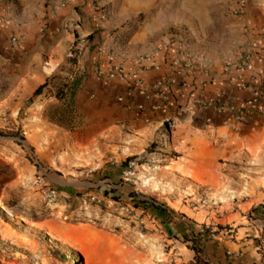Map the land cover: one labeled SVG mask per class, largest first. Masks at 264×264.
I'll list each match as a JSON object with an SVG mask.
<instances>
[{"label":"crops","instance_id":"crops-1","mask_svg":"<svg viewBox=\"0 0 264 264\" xmlns=\"http://www.w3.org/2000/svg\"><path fill=\"white\" fill-rule=\"evenodd\" d=\"M66 1L68 0H0V13L6 22L5 27L0 28V44L7 41L11 32V34L25 36L27 46L25 51L0 50V66H2V72H6L0 73V76H12L9 90L0 97L1 109L9 108L14 116H18L19 111L24 108L28 115L25 119L28 128L26 148H20L13 141H0V205L3 207V210L0 209V214L8 219L6 212L12 213H10L11 222L16 228H12L11 236L28 238L36 234L38 230L47 231L50 224L44 216L50 206L67 208L70 205L64 201L57 205L43 204L37 207L30 204L28 198L35 195L34 190L30 189V182L37 173V167L28 159L25 149H32L40 159V163L43 166H50L53 171L55 166L59 168L63 164L61 159L67 157L65 154L74 161L77 159L92 161L99 167H104L105 157L125 160L143 154L154 142L166 144V150L170 153L175 152L177 159H169L167 156L168 159H164L166 160L164 161L165 171L168 174L180 175L189 181L195 196L193 200L220 201L221 205L230 207L231 210L237 205L242 207L243 204H237L243 194L244 181L240 177L243 169L242 162L244 157L254 152V127L259 123H262L260 133L262 137L264 136V116H249L241 130L235 133L230 125L232 123L230 115L233 110L238 109L244 98L250 96V91L239 92L235 87L229 86L231 109L222 113L214 109L202 108L184 110V113L181 112V118L178 119L176 129L170 131L164 127L163 123L167 111L163 108L152 109L154 104L160 102L157 97H145L138 94L132 97L128 95L125 85L118 82L105 86L97 80L95 75L93 78L96 80L84 77L76 90L75 107L78 111L81 110L79 103L81 104L84 94L96 95L100 100L86 103L88 125L75 132L68 143L69 150L62 152L63 142L53 135L55 129L52 131L51 128L54 125L58 127L60 122L51 118L50 110L56 105L62 106L66 98L60 100L55 95L52 96L51 84L45 87L40 95L35 96L38 88L52 76L59 74L56 73L55 67L44 65L43 55L52 61L53 55L59 51L61 60L65 61V53L71 47L68 46L67 40L73 41L76 35L84 40L97 30L95 23L91 20L90 7L81 8L85 0H77L73 3L74 5L55 10L56 6ZM102 3L108 6L111 13L110 19L105 23L107 29L120 26L116 15L151 13L157 6L161 8L157 5V0H102ZM75 5L78 6L77 9H74ZM247 17L251 27L255 31L262 32L264 40V0H248ZM46 24H48L47 32L50 36L42 34ZM60 29L62 32L59 34ZM139 37L137 33L133 38L134 41H137ZM98 39L99 34L95 35V42ZM106 43L113 51L120 52L111 40H107ZM41 45H48L49 49L45 50ZM88 49L89 46L84 48L83 54H86ZM31 51L41 57L39 59L41 73H36L31 68L24 70L21 67L23 57ZM137 54L134 48H127L124 56L129 58ZM262 55L264 57V50ZM108 60V58H102V64L107 63ZM205 64L213 73H220L222 67L213 68ZM88 69L90 73H94L93 62L88 64ZM167 74L168 69L162 66L146 72L144 76L150 82ZM218 90V87L207 89L206 97H215ZM182 102L185 103L186 98ZM26 104L28 105L25 106ZM214 129L219 132H228L229 138L222 144H218L212 135ZM114 169L115 167L109 165L105 168L108 171ZM53 173L48 175L54 187L65 196L74 194L77 188L88 186L80 183L78 179L62 176L55 171ZM12 198L16 200V203L10 204ZM189 205L185 207H190ZM188 209L190 212L186 209L171 210L162 205V208L157 210L164 220L163 226L171 237L169 242L175 244L184 255V258L180 260L186 262L195 256L194 250L187 246L190 241L186 239L196 234L201 241V256L209 264H240L237 261L234 262L231 256H227L226 248L232 249L244 244L242 230L239 229L235 240H227L228 232L225 230H221L220 234H205L202 229H199L198 216L201 212L194 213L195 208ZM231 210H227L225 217L228 220L233 218L237 220V223L242 221L244 218L242 211L236 210L238 212L233 213ZM17 217H25V221L29 223L26 224ZM68 230L73 234L68 235ZM58 233L62 240L70 239L72 236L75 241L80 240L87 251L93 254L97 264H113L117 255L122 256L123 264L128 263V257L123 254L120 242L116 240L113 233L91 225L86 227L82 224L68 225L67 222L59 225ZM15 242L22 246L20 240ZM16 250L19 251L20 248L16 247ZM192 251L193 255H191ZM108 254L111 259H107ZM244 255L245 263L243 264H252L257 261L254 252Z\"/></svg>","mask_w":264,"mask_h":264},{"label":"rangeland","instance_id":"rangeland-1","mask_svg":"<svg viewBox=\"0 0 264 264\" xmlns=\"http://www.w3.org/2000/svg\"><path fill=\"white\" fill-rule=\"evenodd\" d=\"M246 1L248 6V0ZM97 3V7H100L105 13V17L101 20H96L91 0H85L81 7L87 6V9L90 7L91 20L97 28L94 34L85 37L84 40L79 39V35H76L73 41L67 40L68 46L71 47L65 53V61L61 60L59 51L53 55L52 61L43 55L44 65L55 67L56 73H59L58 75L62 76V79L78 86L84 77L95 79L93 78L94 73H90L91 71L88 69L89 63L100 65L102 58H108L111 54L133 59L148 55L154 52L159 44L175 38L183 41L187 49L201 61L215 68L222 67L227 59L240 54L249 46L253 36L251 30L243 26L244 23H250L247 11L241 16L234 12L237 0H157V5H160L161 8L157 6L151 13L116 15L117 23L120 26L113 29H107L105 26L106 21L111 17L108 6L104 5L102 0H98ZM73 7L74 9L78 8L77 5ZM47 29L48 24L43 27L42 34L50 36ZM61 32L60 29L58 33ZM137 33L140 37L134 41L133 38ZM97 34H99V39L95 42ZM12 35L14 33L10 32L7 41L0 44V50L4 52L25 51L27 49L25 36L22 35L25 38L23 46L12 47L9 45ZM107 40H111L120 52L110 49L109 44L106 43ZM80 43L81 45H79ZM41 46L45 50L49 49L48 45ZM87 46L89 49L86 54H83V49ZM127 48H134L138 54L134 57H125ZM40 58L39 54L33 51L28 52L23 57L22 69L31 68L36 73H41ZM0 73H6L2 72V66H0ZM97 80L105 86L118 82L125 85L128 95L132 97L137 95V93L131 94L127 84L123 82L105 81L98 78ZM11 82L12 76H0V97L9 90ZM56 83H58L57 80L50 82L52 87L50 94L54 93ZM76 90L73 94L68 93L66 102L62 106L56 105L50 110L51 118L60 122L58 127L54 125L51 128L52 131L55 129L53 135L63 142L62 152L69 150L68 143L75 132L88 125L86 103L100 100L96 95L84 94L81 104L79 103L81 110L78 111L74 101ZM1 106L0 103V141H13L23 149L17 138L24 137L27 144L28 128L25 119L28 118V115L26 110L22 108L18 116H14L9 108L1 109ZM177 117L180 119L181 115H177ZM261 127L262 123L254 127V152L248 157H244L242 162L243 169L240 177L244 181L243 194L239 203L237 202V204H243L242 207L237 205L231 210L230 207L226 208L221 205L225 215L228 209L233 213L238 212L236 210L242 211L244 216L242 221L237 223V220L233 218L228 220L225 216L221 221L216 217L215 222L220 224L215 226V231H211L204 227L208 210L205 208L200 209L202 211L194 210V213L201 212L198 216L199 229H202L205 234H220L221 230H225L228 232L227 240H235V237H238L239 229L242 230L244 244L232 249L226 248V254L229 250L232 253H240L237 257L227 254L232 257L234 262L237 261L240 264L245 263L244 254L248 252H254L256 255L257 261L252 264H264V136H261ZM166 149V144L154 142L143 154L125 160L105 157L104 167H99L92 161L87 162L81 159L74 161L68 154H65L67 157L61 159L63 164L59 168L55 166L53 171L62 176L78 179L80 183L87 184V188H77L74 194L66 196L61 194L58 189L60 196L57 201H49L34 186L33 177L30 189L34 190L35 195L28 198L33 207L43 204L45 206L46 204L57 205L63 201L70 205L67 208L50 206L44 216L49 221V229L47 231L38 230L36 234L30 235L28 238L11 236L12 228H16L11 222L12 213L5 214L8 219L0 214V264H97L93 254L87 251L80 240L75 241L73 236L70 239H60L59 225L64 222H67L68 225L82 224L84 227L91 225L113 233L116 240L120 242L123 254L128 257L127 264H162L170 257L173 248H175L174 251L181 254L182 252L176 245L169 242L171 237L163 226L164 220L157 211L158 205L161 206L159 208L165 205L167 209H179V211L186 209L190 212L188 208L194 209L195 203L199 200H193L195 196H193V190L190 188L188 180L180 175L168 174L165 171L166 163L164 161L166 160L164 159H168L167 156L169 159H177L175 152L170 153ZM25 150L28 159L34 165L37 164V161L40 162L32 149ZM106 165L115 167V169L105 170ZM44 166L49 174H54L50 166ZM93 195L97 196V200L91 199ZM14 203L16 200L10 199V204ZM123 203L145 207L149 214L159 219L161 223L159 229L144 226L121 213L118 208ZM185 205L190 207H185ZM36 216L39 215L36 214ZM225 218L227 219L225 220ZM18 219L24 222L26 220L25 217ZM25 223L27 224V222ZM230 229H234V232H230ZM67 234L72 235L73 233L68 230ZM232 235L233 237H230ZM16 240H20L22 246H19L15 242ZM186 240L190 241L187 246L194 250L195 256L183 262L180 259L184 258V255L181 254L177 264H209L201 256L202 247L199 236L193 234ZM16 247H19L20 250L17 251ZM194 253L192 251L191 255ZM113 264H123L122 256L117 255Z\"/></svg>","mask_w":264,"mask_h":264},{"label":"built area","instance_id":"built-area-1","mask_svg":"<svg viewBox=\"0 0 264 264\" xmlns=\"http://www.w3.org/2000/svg\"><path fill=\"white\" fill-rule=\"evenodd\" d=\"M77 0H68L55 7V10L65 8ZM92 1L96 20L105 17V13L98 6V0ZM247 11V1L237 0V6L234 12L237 15H244ZM6 22L0 13V28L5 27ZM244 27L251 30L253 34L250 44L234 58L227 59L221 68L220 73L213 71L201 61L194 53L189 51L184 42L171 38L161 44L154 52L126 59L117 54L108 56V62L94 65V75L100 80L120 81L127 84L131 94L137 93L145 97L155 96L160 102L152 106L153 110L163 108L167 111L164 118V127L173 131L178 124L177 115L184 113V110L192 108L214 109L217 112H226L231 109L229 102V86L235 87L239 92L250 91V96L244 98L238 109L233 110L230 119L232 130L237 133L241 130L243 124L251 115H264V40L261 31H255L248 23ZM25 43L22 35H12L9 45L12 47H21ZM168 69L166 76L158 77L150 82L145 78V73L161 68ZM251 71V73H247ZM211 87H218L215 97L207 98L206 90ZM186 102L183 103L182 100ZM182 112V113H181ZM214 140L222 144L229 138L228 132L212 131ZM23 148H26L25 138L18 137ZM37 173L34 176V186L42 192L49 201H57L60 192L54 187L47 169L37 161ZM92 200H97V196H91ZM196 210L207 209L206 221L204 227L207 230L215 231L220 223H216V217L222 219L225 212L221 208L220 201L201 199L194 205ZM121 213L138 221L144 226H150L159 229L161 223L156 216L147 212V209L141 205L132 203H123L118 208ZM234 232V229H230ZM171 250L170 257L162 264H177L181 254L178 251ZM228 255L239 256V252L232 253L227 251Z\"/></svg>","mask_w":264,"mask_h":264},{"label":"trees","instance_id":"trees-1","mask_svg":"<svg viewBox=\"0 0 264 264\" xmlns=\"http://www.w3.org/2000/svg\"><path fill=\"white\" fill-rule=\"evenodd\" d=\"M62 78L63 77L59 76V75L52 76V78H50V80H48L44 85H42L40 88H38V90L35 93V96L40 95L43 92V89L45 87H47L50 84L51 81H56V80L58 81V83H56V85H55L56 89H55V91H53L54 92L53 94L58 99L63 100V99L66 98L68 93L73 94L75 92V90H76L78 85L74 84V83L67 82V81H65ZM129 161H131V159H129ZM159 207H161V206L158 205V208Z\"/></svg>","mask_w":264,"mask_h":264},{"label":"bare ground","instance_id":"bare-ground-1","mask_svg":"<svg viewBox=\"0 0 264 264\" xmlns=\"http://www.w3.org/2000/svg\"><path fill=\"white\" fill-rule=\"evenodd\" d=\"M0 209H2L3 210V207L0 205ZM8 215H10V213H8V212H6ZM25 222H27V221H25ZM27 223H29V222H27Z\"/></svg>","mask_w":264,"mask_h":264}]
</instances>
